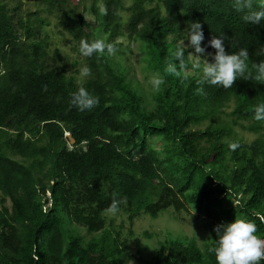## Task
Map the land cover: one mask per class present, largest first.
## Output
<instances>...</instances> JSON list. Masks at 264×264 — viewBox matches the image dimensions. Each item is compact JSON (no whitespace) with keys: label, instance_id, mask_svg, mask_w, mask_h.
Segmentation results:
<instances>
[{"label":"trees","instance_id":"obj_1","mask_svg":"<svg viewBox=\"0 0 264 264\" xmlns=\"http://www.w3.org/2000/svg\"><path fill=\"white\" fill-rule=\"evenodd\" d=\"M27 1L55 15L58 33L74 43L72 64L83 57L90 72L80 79L67 58L61 66L48 58L49 20L39 10L21 15L19 4L0 0V264H126L130 237L108 214L114 199L131 225L173 208L208 231L202 245L170 237L144 264H215L207 252L214 226L235 217L264 235V122L252 114L264 102V83L238 78L227 89L204 85L200 95L198 73L189 69L188 80L166 76L151 109L114 54L84 57L78 50L82 39L103 38L115 51L120 37L139 40L148 67L164 75L188 22L199 21L202 45L223 35L227 51L247 48L246 75H254L264 60L255 54L264 21L244 23L230 0H89L83 11L100 23L101 35L81 0ZM79 87L99 97L92 110L71 105ZM231 103L233 125L256 134L252 141L211 120Z\"/></svg>","mask_w":264,"mask_h":264},{"label":"clouds","instance_id":"obj_2","mask_svg":"<svg viewBox=\"0 0 264 264\" xmlns=\"http://www.w3.org/2000/svg\"><path fill=\"white\" fill-rule=\"evenodd\" d=\"M230 2L232 8L241 14L244 23L260 24L264 21V0H230ZM204 40L201 23L189 21L184 38L177 43L172 52V59L163 69L164 75L153 76L152 85L160 88L165 84L167 75L188 80L191 75L189 69L198 73V86L195 91L200 95L204 94V85L227 89L231 88L238 78L264 83V60L255 64L254 75L252 73L246 75L249 58L247 48L241 47L234 52L227 51L223 35H213L207 44L202 45ZM185 41L188 43L185 44ZM207 47L215 51L207 52ZM187 48H191L192 51L185 55ZM78 50L84 57H91L93 54L110 56L114 54L115 46L102 39L92 41L82 39ZM255 54L264 56V44H260ZM196 57L201 59H195ZM208 57H211V60ZM89 72L87 67L82 69V75L85 77ZM99 102V97L91 94L84 87H79L73 92L70 99L71 105L81 112L92 110ZM252 114L256 121L264 122V102L257 103L252 109ZM237 147L236 143H229L230 149L235 150ZM118 205L119 201L114 199L109 210L115 212ZM214 231L216 236L214 242L207 248V252L214 256L215 264H261V261H264V235L257 233L253 222L235 217L230 222L215 225Z\"/></svg>","mask_w":264,"mask_h":264},{"label":"rangeland","instance_id":"obj_3","mask_svg":"<svg viewBox=\"0 0 264 264\" xmlns=\"http://www.w3.org/2000/svg\"><path fill=\"white\" fill-rule=\"evenodd\" d=\"M71 3H79L80 0H70ZM9 7H14L19 4V13L26 15L27 13L39 10L49 20V25L44 29V32L49 34L50 56L48 57L55 65H64L66 58L68 60V71L79 70V78L84 79L82 69L86 67L83 57L77 65H73L72 61L77 57L73 51V42L70 36H62L58 33L56 28V17L49 13L44 5L35 2H28L27 0H7ZM89 5V0H81L79 8L84 10V6ZM88 18L93 30L100 32V23L88 11H83ZM102 35V34H101ZM103 40V38H102ZM122 42L118 50L114 52L117 63L125 67L127 77L131 80L132 85L143 96L144 103L151 109L155 107L154 92L157 90L151 83V78L157 75V72L150 69L146 62V54L142 48V43L138 41H129L125 37L118 38ZM188 41H185L187 44ZM55 55L59 59L55 60ZM195 59H201L196 57ZM194 72L193 70H191ZM233 109V104H229L222 109L219 115L211 120L214 123L222 121L234 129V137L250 142L256 138V134L243 130L238 126H234L231 121L230 112ZM210 122L209 119L203 121V125ZM110 212V211H108ZM107 212V213H108ZM113 218L114 225L117 227L124 224L122 232L124 236L130 237L129 251L125 254L126 264H144L145 261L153 259L156 250L162 243L171 238L193 237L201 245L208 236V231L205 229L201 219L194 218L189 212L183 210L182 212H175L173 208H167L160 211L156 216L150 214H142L136 217L131 225L128 219V213L124 209L119 208L115 212L108 213ZM132 226V234H129ZM87 237H92L93 234H88L84 229L81 231Z\"/></svg>","mask_w":264,"mask_h":264},{"label":"water","instance_id":"obj_4","mask_svg":"<svg viewBox=\"0 0 264 264\" xmlns=\"http://www.w3.org/2000/svg\"><path fill=\"white\" fill-rule=\"evenodd\" d=\"M68 136H69V138H70L71 142H72V143H74V142H75V139H74V137H73V136H72L70 133L68 134Z\"/></svg>","mask_w":264,"mask_h":264}]
</instances>
